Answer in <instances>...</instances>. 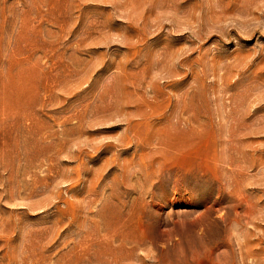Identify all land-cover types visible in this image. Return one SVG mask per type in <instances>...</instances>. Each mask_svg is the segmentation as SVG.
<instances>
[{
  "label": "rangeland",
  "instance_id": "1",
  "mask_svg": "<svg viewBox=\"0 0 264 264\" xmlns=\"http://www.w3.org/2000/svg\"><path fill=\"white\" fill-rule=\"evenodd\" d=\"M0 264H264V0H0Z\"/></svg>",
  "mask_w": 264,
  "mask_h": 264
}]
</instances>
